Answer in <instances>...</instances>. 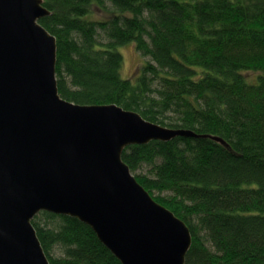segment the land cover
Segmentation results:
<instances>
[{"label":"trees","instance_id":"trees-1","mask_svg":"<svg viewBox=\"0 0 264 264\" xmlns=\"http://www.w3.org/2000/svg\"><path fill=\"white\" fill-rule=\"evenodd\" d=\"M60 96L208 137L128 145L137 181L186 222V264H264V0H44ZM107 39L102 42L101 36ZM150 59L121 75L118 46ZM255 72L250 80L246 72ZM210 136H219L224 144ZM147 173H138L144 165ZM32 225L49 264H121L78 218Z\"/></svg>","mask_w":264,"mask_h":264},{"label":"water","instance_id":"water-1","mask_svg":"<svg viewBox=\"0 0 264 264\" xmlns=\"http://www.w3.org/2000/svg\"><path fill=\"white\" fill-rule=\"evenodd\" d=\"M44 0H0V264H49L32 225L48 211L78 218L121 264H186L191 231L147 192L128 145L208 137L112 104L60 96L57 39ZM225 143L219 136H210Z\"/></svg>","mask_w":264,"mask_h":264},{"label":"rangeland","instance_id":"rangeland-1","mask_svg":"<svg viewBox=\"0 0 264 264\" xmlns=\"http://www.w3.org/2000/svg\"><path fill=\"white\" fill-rule=\"evenodd\" d=\"M102 42H106L107 39L101 36ZM118 51H120L122 57H123V65L121 66V75L124 78H131L139 73L141 65L149 60V57L141 56L134 46L133 42H129L127 44L119 45ZM246 76L253 80L256 77L255 72H246ZM149 165H144L142 169L138 170V173L143 172L144 174L147 173V170L149 169Z\"/></svg>","mask_w":264,"mask_h":264}]
</instances>
